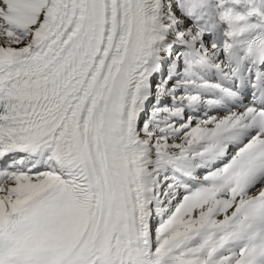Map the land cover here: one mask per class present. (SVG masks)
<instances>
[{"label":"snow or ice","instance_id":"6c2138e0","mask_svg":"<svg viewBox=\"0 0 264 264\" xmlns=\"http://www.w3.org/2000/svg\"><path fill=\"white\" fill-rule=\"evenodd\" d=\"M0 264H264V0H0Z\"/></svg>","mask_w":264,"mask_h":264}]
</instances>
